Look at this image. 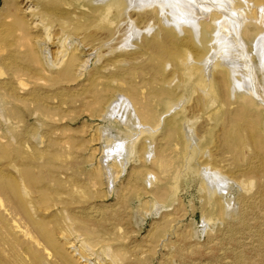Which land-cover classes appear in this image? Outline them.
Returning <instances> with one entry per match:
<instances>
[{
  "label": "rangeland",
  "instance_id": "rangeland-1",
  "mask_svg": "<svg viewBox=\"0 0 264 264\" xmlns=\"http://www.w3.org/2000/svg\"><path fill=\"white\" fill-rule=\"evenodd\" d=\"M239 1L264 30V0ZM101 3L0 0V264H264L249 45L234 42L251 88L228 93L204 28L189 45L134 4ZM117 98L130 127L102 118ZM209 171L228 178L222 194Z\"/></svg>",
  "mask_w": 264,
  "mask_h": 264
},
{
  "label": "bare ground",
  "instance_id": "bare-ground-1",
  "mask_svg": "<svg viewBox=\"0 0 264 264\" xmlns=\"http://www.w3.org/2000/svg\"><path fill=\"white\" fill-rule=\"evenodd\" d=\"M99 1H102V3L103 2L106 3V1L109 0H98V2ZM113 1L116 2L115 4L118 5V8L122 7V9H124L123 7L127 6V3H130L132 5L134 4L137 10H141V11L143 10L145 13L146 12L152 13L153 17L158 18L160 25L161 24L164 25L163 21L166 20V22L169 23L168 25L171 27V29L174 32L175 30L180 28H181L180 30H185L186 32H188L189 35L187 39L189 45L194 44V38H197V36L200 35L199 34L201 32L200 27L204 28L203 30L206 32V35H209L208 37H210L209 39L210 42L221 44V46L218 47V49L215 50L214 53L217 55L218 58L220 57L221 59H219L217 63L213 62L214 65L211 68L215 69L214 71L218 72L219 75H221V77H219L220 80L218 81V83L220 85L224 84L225 87L227 88L228 93L231 91L234 92L236 90H242V89L248 91L249 85L251 88V83L249 79L250 71L247 69V62L242 58L241 52L238 50L237 44L235 45L234 42L240 43L242 39V42L244 41L246 42V44L249 45V50H250L249 52L251 53V55H253L252 59L254 66L258 69L257 70L258 72H261L262 75L264 73V30L259 28L256 25V23L254 24L251 23L252 25L250 24L244 25V22H242L243 18H241L239 15L240 13L243 16V14L241 13L242 11L240 12L239 9H243L244 5L239 0H113ZM233 4H234V9L232 10ZM258 4H259V0L254 1L253 8L254 9L257 8ZM208 6L212 7L211 10L213 13L211 15L209 14L211 11H208L207 13V10L210 8ZM254 9L252 11L250 10L251 14L248 17L250 18V20L253 19L254 21H257L258 13ZM208 14L210 15V17H208L210 21L208 20V18H206L205 21L204 16L205 15L207 16ZM146 28L144 27V29ZM240 34L242 38L239 37ZM200 53L203 54V52ZM214 54H211L210 52L204 55L203 56L204 58H202L201 62L194 63L196 66L194 67V69H196V71L197 70L201 71L200 69L202 68L200 65H205L206 61H208L211 55ZM210 65L211 64H209L208 67ZM245 94H247V92ZM120 100L121 99L119 98L112 100L107 106L106 112L102 118L107 121H111V119L116 115V117L120 118L123 121L124 126L130 127L131 126V125L129 126L130 114L129 112L127 113L128 110L127 111L126 109L122 110L124 103L121 104ZM246 100L250 103H253L249 99ZM220 108L221 107H218V109ZM148 132L149 131L147 130V133ZM116 142L118 141L117 140L113 141L111 146L106 147L107 148L106 152L109 153L110 150L111 153L112 151L114 153L118 152L117 151L118 145L116 144ZM115 147L117 148L116 151L114 150ZM117 156L121 157L122 154H119ZM209 172L211 173H208L207 178H205V182L209 186L210 191L214 195H218L217 193L219 192H221L222 194V191L224 190L223 188L225 187L224 184L227 182L223 178L226 176L222 175L217 171H209Z\"/></svg>",
  "mask_w": 264,
  "mask_h": 264
}]
</instances>
